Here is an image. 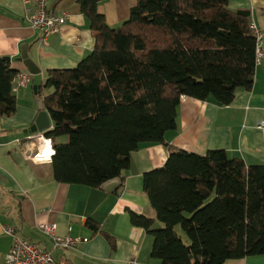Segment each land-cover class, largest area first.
Segmentation results:
<instances>
[{
    "label": "trees",
    "instance_id": "obj_1",
    "mask_svg": "<svg viewBox=\"0 0 264 264\" xmlns=\"http://www.w3.org/2000/svg\"><path fill=\"white\" fill-rule=\"evenodd\" d=\"M105 1L76 0L95 47L75 68L46 73L42 101L54 126L44 136L55 151V181L99 189L122 178L141 145L163 144L166 163L143 176L162 228L129 212L131 223L152 236V257L224 264L263 255L264 164L247 165L222 149L200 156L165 140L177 129L183 98L230 106L238 89L251 90L259 50L251 11L233 10L229 0H137L129 18L112 27L99 11ZM23 73L0 56L1 116L16 113L15 83ZM87 227L116 250L100 223Z\"/></svg>",
    "mask_w": 264,
    "mask_h": 264
},
{
    "label": "crops",
    "instance_id": "obj_2",
    "mask_svg": "<svg viewBox=\"0 0 264 264\" xmlns=\"http://www.w3.org/2000/svg\"><path fill=\"white\" fill-rule=\"evenodd\" d=\"M136 4L137 0H108L101 3L99 11L110 26H119ZM229 6L250 10L251 20L264 32V0H229ZM30 8L32 4L24 0H0V56L10 58L15 69L31 78L27 87L18 86V80L15 83L16 113L0 115V259L13 246V235L6 231L13 228L21 238L50 249L58 264H125L130 259L140 264H161L152 257V236L131 223L129 212L156 220L143 190V176L166 163L169 152L165 145H141L132 153L130 168L122 178L99 189L58 183L52 160L34 158L48 148L44 144L48 140L45 131L26 133L41 112L39 103L47 93L43 89L46 73L78 66L93 51L95 38L76 0H49V11H66L71 17L59 33L46 39L30 23ZM22 46H28L29 58L40 70L38 74H31L23 62L17 61ZM39 86L41 89L35 92ZM263 119L264 59L257 67L251 90L238 89L230 106H222L214 98L182 99L177 129L168 132L165 140L200 156L222 149L247 165L264 164V130L258 128ZM89 220L100 223L103 231L116 238L115 251L103 234L87 227ZM43 223L56 224L60 236L82 241L74 248L53 249L52 241L38 228ZM156 226L162 227V223L156 220ZM224 264H264V254Z\"/></svg>",
    "mask_w": 264,
    "mask_h": 264
},
{
    "label": "built area",
    "instance_id": "obj_3",
    "mask_svg": "<svg viewBox=\"0 0 264 264\" xmlns=\"http://www.w3.org/2000/svg\"><path fill=\"white\" fill-rule=\"evenodd\" d=\"M25 2L27 4H32V8L28 9V12H30V21L32 22L34 28L44 31V39H46L49 35L59 33L61 26L66 24L71 17V15L66 11H62L60 14L49 11V0H25ZM262 18L264 20V9L262 10ZM251 27L258 39L259 50L257 63L259 65L264 59V54L260 50V46L263 44L264 32L257 28L253 20H251ZM30 79L31 78L28 73L20 74L17 79L18 86L27 87ZM258 128L264 130V119L259 122ZM47 142H50V140ZM34 158L43 159L39 153H37ZM45 158L48 160L51 156H48L46 152ZM38 228L52 241L53 249L74 248L82 241L80 238L60 236L57 233L56 224L43 223L40 224ZM6 231L7 233L13 235L14 243L4 258L0 259V264H58L50 249L42 248L35 242H29L28 240L19 237L17 233L15 234V230L13 228H7ZM83 241H87V239H84ZM125 264L140 263L136 259H130Z\"/></svg>",
    "mask_w": 264,
    "mask_h": 264
},
{
    "label": "water",
    "instance_id": "obj_4",
    "mask_svg": "<svg viewBox=\"0 0 264 264\" xmlns=\"http://www.w3.org/2000/svg\"><path fill=\"white\" fill-rule=\"evenodd\" d=\"M28 46H22L21 49V57L17 58V61L19 62H23L26 66L27 69L29 70V72L31 74H38L40 72L39 68H37V66L34 64V62L29 58L28 55ZM254 78L251 80V82H253ZM40 86L35 88V92H39L38 90H40ZM39 109H40V114L35 122V125L32 126V128L29 131H26V133L28 132H44L46 130H48L51 126L50 123V119L48 116V113L46 111H44V105L43 102L39 103ZM52 125L54 126L53 122Z\"/></svg>",
    "mask_w": 264,
    "mask_h": 264
},
{
    "label": "rangeland",
    "instance_id": "obj_5",
    "mask_svg": "<svg viewBox=\"0 0 264 264\" xmlns=\"http://www.w3.org/2000/svg\"><path fill=\"white\" fill-rule=\"evenodd\" d=\"M112 27H118V26H112ZM69 69H71V68H69ZM51 143V142H50ZM44 144H46L47 146H48V148L46 147V152H47V154H48V156H51V158H48V161H51L52 160V158H53V156H54V154H55V151H54V149H53V146H52V143H51V145L47 142V141H44ZM50 146V147H49ZM155 229H159V228H162V227H154ZM177 232H178V234L179 235H181L182 236V238H183V240L186 242V243H188L189 242V238H188V236L185 234V232L182 230V228L179 226L178 228H177ZM19 237L21 236V237H23L21 234L19 235V234H17ZM24 239V238H23ZM26 240V239H25ZM29 242H31V241H29ZM39 245V244H38ZM40 247H42V248H45V247H43V246H41V245H39Z\"/></svg>",
    "mask_w": 264,
    "mask_h": 264
},
{
    "label": "bare ground",
    "instance_id": "obj_6",
    "mask_svg": "<svg viewBox=\"0 0 264 264\" xmlns=\"http://www.w3.org/2000/svg\"><path fill=\"white\" fill-rule=\"evenodd\" d=\"M50 145H51V143L50 142H48ZM50 147V146H49ZM40 154V156L43 158V159H41V158H38L37 160H39V161H48V160H46V152H40L39 153ZM45 158V159H44Z\"/></svg>",
    "mask_w": 264,
    "mask_h": 264
},
{
    "label": "clouds",
    "instance_id": "obj_7",
    "mask_svg": "<svg viewBox=\"0 0 264 264\" xmlns=\"http://www.w3.org/2000/svg\"><path fill=\"white\" fill-rule=\"evenodd\" d=\"M46 141H48V140H46Z\"/></svg>",
    "mask_w": 264,
    "mask_h": 264
}]
</instances>
